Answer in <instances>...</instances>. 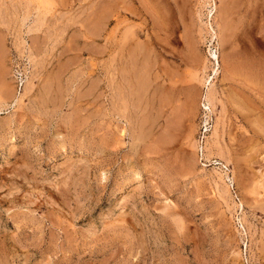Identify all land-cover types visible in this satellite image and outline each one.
<instances>
[{
    "label": "rangeland",
    "instance_id": "rangeland-1",
    "mask_svg": "<svg viewBox=\"0 0 264 264\" xmlns=\"http://www.w3.org/2000/svg\"><path fill=\"white\" fill-rule=\"evenodd\" d=\"M0 264H264V0H0Z\"/></svg>",
    "mask_w": 264,
    "mask_h": 264
},
{
    "label": "bare ground",
    "instance_id": "bare-ground-1",
    "mask_svg": "<svg viewBox=\"0 0 264 264\" xmlns=\"http://www.w3.org/2000/svg\"><path fill=\"white\" fill-rule=\"evenodd\" d=\"M162 75V74H161ZM140 76V75H139ZM161 79V78H160ZM162 80V79H161ZM144 81V80H143ZM126 82V81H125ZM183 88V87H182ZM184 89V88H183ZM114 95V94H113ZM115 98V97H114ZM211 101V100H210ZM212 102V101H211ZM140 104V103H139ZM126 105V104H125Z\"/></svg>",
    "mask_w": 264,
    "mask_h": 264
}]
</instances>
